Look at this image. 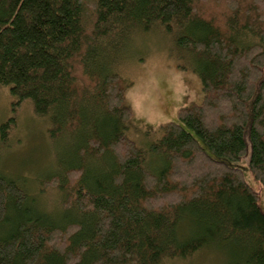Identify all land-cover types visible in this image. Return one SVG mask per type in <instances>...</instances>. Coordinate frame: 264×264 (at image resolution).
<instances>
[{
  "label": "trees",
  "instance_id": "trees-1",
  "mask_svg": "<svg viewBox=\"0 0 264 264\" xmlns=\"http://www.w3.org/2000/svg\"><path fill=\"white\" fill-rule=\"evenodd\" d=\"M152 28L192 54L203 100L137 145L106 60L110 41ZM0 86L47 122L55 163L40 181L59 203L45 210L0 173V264H162L204 249L264 264V0H0ZM14 125H0V151ZM246 154L252 185L226 162Z\"/></svg>",
  "mask_w": 264,
  "mask_h": 264
},
{
  "label": "rangeland",
  "instance_id": "rangeland-1",
  "mask_svg": "<svg viewBox=\"0 0 264 264\" xmlns=\"http://www.w3.org/2000/svg\"><path fill=\"white\" fill-rule=\"evenodd\" d=\"M110 43L106 65H116L125 78L126 102L133 111L126 133L137 145L155 141L158 126L175 122L180 108L203 100L200 80L193 70V56L176 45L173 34L152 28L149 32L126 34ZM16 102L8 88L0 86V125L15 119L7 143L1 147L0 173L12 174L22 184H28L26 188L36 196L37 205L54 212L59 206L58 195L49 190L42 192L41 181L54 168L56 144L48 139V124L34 115L31 103ZM226 162L239 168L246 181L253 184L247 154L237 162ZM261 193L264 203V186ZM219 261L214 251L204 249L187 259L166 260L162 264H220Z\"/></svg>",
  "mask_w": 264,
  "mask_h": 264
}]
</instances>
